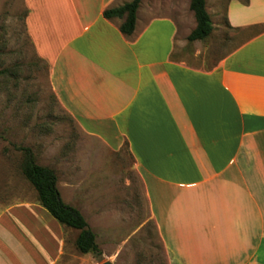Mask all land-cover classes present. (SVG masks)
<instances>
[{
	"label": "crops",
	"instance_id": "1",
	"mask_svg": "<svg viewBox=\"0 0 264 264\" xmlns=\"http://www.w3.org/2000/svg\"><path fill=\"white\" fill-rule=\"evenodd\" d=\"M24 3L60 106L132 157L167 263L264 264V0H205L203 45L187 40L190 0L137 11L129 37L103 17L120 0ZM214 44L220 55L199 62ZM75 232L36 201L6 206L0 264H85L65 255Z\"/></svg>",
	"mask_w": 264,
	"mask_h": 264
},
{
	"label": "rangeland",
	"instance_id": "2",
	"mask_svg": "<svg viewBox=\"0 0 264 264\" xmlns=\"http://www.w3.org/2000/svg\"><path fill=\"white\" fill-rule=\"evenodd\" d=\"M157 3L143 0L138 13ZM27 13L24 0H0V210L36 201L21 174L19 149L28 148L37 164L55 171L64 201L80 210L96 236L101 255H87L85 264H168L127 148L112 151L84 134L60 106L48 67L36 57L28 37ZM215 44L202 52L199 62L209 64L220 55ZM192 48L189 44L188 52ZM72 249L67 239L65 255L83 257Z\"/></svg>",
	"mask_w": 264,
	"mask_h": 264
},
{
	"label": "trees",
	"instance_id": "3",
	"mask_svg": "<svg viewBox=\"0 0 264 264\" xmlns=\"http://www.w3.org/2000/svg\"><path fill=\"white\" fill-rule=\"evenodd\" d=\"M142 0H131L122 6L106 9L103 17L107 20L119 19L120 33L129 37L133 34L136 24V14ZM189 9L193 13L196 27L189 34L188 42L203 41L209 37L213 28L206 11L205 0H190ZM23 152L21 174L36 193V202L44 208L63 228L78 232L74 246L81 255L99 257L101 252L96 243V236L89 227L81 212L66 204L57 186V176L54 170L35 162L32 151L28 148L19 149Z\"/></svg>",
	"mask_w": 264,
	"mask_h": 264
},
{
	"label": "water",
	"instance_id": "4",
	"mask_svg": "<svg viewBox=\"0 0 264 264\" xmlns=\"http://www.w3.org/2000/svg\"><path fill=\"white\" fill-rule=\"evenodd\" d=\"M101 264H113V263L110 262V261H105V262H103V263H101Z\"/></svg>",
	"mask_w": 264,
	"mask_h": 264
}]
</instances>
